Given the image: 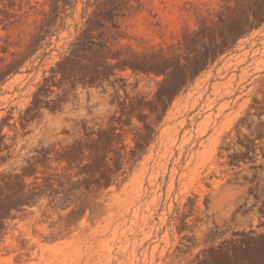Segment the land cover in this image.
<instances>
[{
  "label": "rangeland",
  "instance_id": "374dc122",
  "mask_svg": "<svg viewBox=\"0 0 264 264\" xmlns=\"http://www.w3.org/2000/svg\"><path fill=\"white\" fill-rule=\"evenodd\" d=\"M124 55L125 134L80 91L12 142L49 73ZM0 264H264V0H0Z\"/></svg>",
  "mask_w": 264,
  "mask_h": 264
},
{
  "label": "flooded vegetation",
  "instance_id": "af4514ba",
  "mask_svg": "<svg viewBox=\"0 0 264 264\" xmlns=\"http://www.w3.org/2000/svg\"><path fill=\"white\" fill-rule=\"evenodd\" d=\"M110 49L113 50V47ZM122 59L123 69H118L115 68V64L120 62V57H98L94 61L78 60L77 57H73V60L67 61L59 71L49 73L42 88L35 98L30 100L25 110H12L10 114L12 118L6 120L12 124L14 134L12 142L18 137L25 138L29 135L34 122L40 120L44 114H55L68 105L76 106L80 91H85L88 98L91 93L106 96L109 114L106 119L101 120L108 122L109 131L125 134L133 120L132 115H142V106L131 103V78L125 74L129 56L124 55ZM86 65L90 68H81ZM116 126L120 128H115ZM61 153L63 152L60 149L53 152H35L33 154L37 157L30 160L32 162L30 166L36 168L38 163L33 161L38 158L50 161Z\"/></svg>",
  "mask_w": 264,
  "mask_h": 264
},
{
  "label": "bare ground",
  "instance_id": "6f19581e",
  "mask_svg": "<svg viewBox=\"0 0 264 264\" xmlns=\"http://www.w3.org/2000/svg\"><path fill=\"white\" fill-rule=\"evenodd\" d=\"M36 239V238H35ZM37 240V239H36ZM38 241V240H37ZM9 258V257H8ZM10 259V258H9Z\"/></svg>",
  "mask_w": 264,
  "mask_h": 264
},
{
  "label": "trees",
  "instance_id": "16d2710c",
  "mask_svg": "<svg viewBox=\"0 0 264 264\" xmlns=\"http://www.w3.org/2000/svg\"><path fill=\"white\" fill-rule=\"evenodd\" d=\"M65 1H67V0H65Z\"/></svg>",
  "mask_w": 264,
  "mask_h": 264
}]
</instances>
